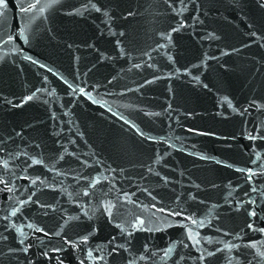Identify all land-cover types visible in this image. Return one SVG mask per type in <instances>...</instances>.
<instances>
[{
  "label": "water",
  "instance_id": "water-1",
  "mask_svg": "<svg viewBox=\"0 0 264 264\" xmlns=\"http://www.w3.org/2000/svg\"><path fill=\"white\" fill-rule=\"evenodd\" d=\"M0 264H264V0H0Z\"/></svg>",
  "mask_w": 264,
  "mask_h": 264
}]
</instances>
